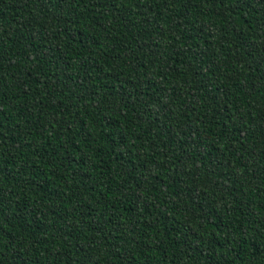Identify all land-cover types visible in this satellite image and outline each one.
<instances>
[{"label":"trees","instance_id":"obj_1","mask_svg":"<svg viewBox=\"0 0 264 264\" xmlns=\"http://www.w3.org/2000/svg\"><path fill=\"white\" fill-rule=\"evenodd\" d=\"M0 264H264V0H0Z\"/></svg>","mask_w":264,"mask_h":264}]
</instances>
